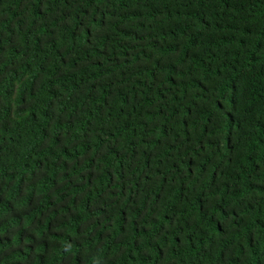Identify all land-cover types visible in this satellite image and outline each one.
Returning a JSON list of instances; mask_svg holds the SVG:
<instances>
[{"label":"trees","instance_id":"16d2710c","mask_svg":"<svg viewBox=\"0 0 264 264\" xmlns=\"http://www.w3.org/2000/svg\"><path fill=\"white\" fill-rule=\"evenodd\" d=\"M0 264H264V0H0Z\"/></svg>","mask_w":264,"mask_h":264}]
</instances>
